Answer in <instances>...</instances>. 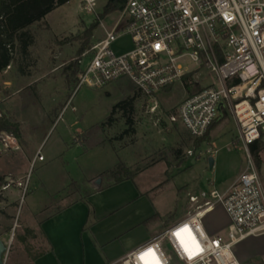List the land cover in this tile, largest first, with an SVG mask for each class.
I'll return each mask as SVG.
<instances>
[{
	"label": "rangeland",
	"instance_id": "rangeland-1",
	"mask_svg": "<svg viewBox=\"0 0 264 264\" xmlns=\"http://www.w3.org/2000/svg\"><path fill=\"white\" fill-rule=\"evenodd\" d=\"M106 3L98 2L97 14L83 12L79 0L55 8L30 26L35 42L29 59L0 73V112L19 122L22 132V139L11 134L0 138V175L13 172L15 175H5L7 182L29 177L25 194L15 186L0 189V238L9 246L5 264H32L33 255L43 249L36 233L41 220L97 188L101 190L99 205L111 206L113 216L108 223H115L118 240L135 242L182 220L190 209L188 193L209 189L210 183L225 190L248 165L246 150L238 140V125L229 111L201 143L178 119L172 121L177 118L179 104L192 95L180 82L155 97L138 95L135 132L123 134L128 126L122 111L117 110L112 124L93 138L85 137L84 132L107 121L116 103L133 94L121 91L124 81L77 89L82 68L104 36L101 20L111 28L120 16L117 10L105 14ZM97 19L99 24L87 39L84 32ZM131 47L127 36L113 49L120 53ZM206 75L205 70H199L195 79ZM211 80L208 76L203 84ZM99 143V149L95 148ZM17 151L26 156L31 151L32 158L40 151L43 159L36 158L28 166L15 157ZM260 159L264 175V159ZM119 162L140 172L134 179L116 183L103 173ZM218 222H227L221 210L208 215L204 226L211 229ZM219 234L227 235V228ZM235 252L246 263L264 262V235L246 239Z\"/></svg>",
	"mask_w": 264,
	"mask_h": 264
},
{
	"label": "built area",
	"instance_id": "built-area-1",
	"mask_svg": "<svg viewBox=\"0 0 264 264\" xmlns=\"http://www.w3.org/2000/svg\"><path fill=\"white\" fill-rule=\"evenodd\" d=\"M99 1L79 0V6L97 14ZM118 11L111 28L100 19L104 36L82 68L77 89L127 78L140 95L155 97L192 75L200 89L179 104L172 121L203 137L229 111L248 165L225 190L210 183L209 189L188 193L190 209L182 220L114 264H247L235 248L264 235V175L251 152L262 143L258 153L264 159V0H124ZM127 36L131 49L116 53L113 46ZM199 70L207 72L202 80L195 79ZM208 76L212 80L204 85ZM36 158L43 159L40 151L32 164ZM28 185L26 177L9 180L3 189L15 186L25 194ZM217 210L226 224L222 219L207 229L206 217ZM224 228L225 236L219 234Z\"/></svg>",
	"mask_w": 264,
	"mask_h": 264
},
{
	"label": "crops",
	"instance_id": "crops-1",
	"mask_svg": "<svg viewBox=\"0 0 264 264\" xmlns=\"http://www.w3.org/2000/svg\"><path fill=\"white\" fill-rule=\"evenodd\" d=\"M4 135L8 136L5 133L0 138ZM17 152L15 157H21L25 165H32L36 154L32 158L31 151L29 156ZM2 173L15 175L11 171ZM99 192L97 188L41 220L36 233L41 237L43 249L33 255L32 264H114L157 235L147 234L135 242L119 241L115 223H108L113 216L111 206L99 205ZM116 242L118 245L111 249Z\"/></svg>",
	"mask_w": 264,
	"mask_h": 264
},
{
	"label": "trees",
	"instance_id": "trees-1",
	"mask_svg": "<svg viewBox=\"0 0 264 264\" xmlns=\"http://www.w3.org/2000/svg\"><path fill=\"white\" fill-rule=\"evenodd\" d=\"M69 1L71 0H0V73L13 63L21 64L22 62L20 61L23 59H29L30 47L35 42V36L31 31L30 26L43 20L45 16L52 12L55 8L65 5ZM123 2L124 0H109L105 7V14L121 10ZM98 24L99 19H97L96 22L84 32L87 39L91 38L93 31ZM84 48L85 46L79 50V56L82 54ZM19 69L22 73H25L22 65H19ZM120 81H124L120 83L121 91L124 94H126L127 91L133 92V94L124 96L122 100L113 106L112 113L106 122L98 124L89 131L84 132L86 138H93L99 134L100 130L103 131L106 125L112 124L114 120L113 116L117 110L122 111V116L126 119V125L128 126L123 134L135 132V121L133 115L135 111V100L140 93L135 84L129 79L124 78ZM183 82L186 90L192 95L200 89V86L195 84L192 75L186 76ZM223 114L222 118L225 117L226 113L223 112ZM217 123H215L212 128H214ZM209 132L210 130L203 137H196V142H203ZM5 133L11 134L17 139H22L20 123L13 122L12 120L2 116L0 117V137ZM96 145L98 144H95L94 146ZM261 147L262 143H256L251 147V152L258 166L261 164V159L258 153ZM139 172V168L132 170L123 162H119L114 169L104 171L103 174L113 177L116 183H122L123 181L134 179ZM6 178L7 177L5 175H0V189L7 183ZM72 184L76 185V181ZM88 194H90V192ZM88 194H86V196ZM2 199L3 198L0 195V200ZM0 213H2L1 210ZM27 231L29 233H33L31 229H27ZM247 264H264V262L253 263L249 261Z\"/></svg>",
	"mask_w": 264,
	"mask_h": 264
},
{
	"label": "water",
	"instance_id": "water-1",
	"mask_svg": "<svg viewBox=\"0 0 264 264\" xmlns=\"http://www.w3.org/2000/svg\"><path fill=\"white\" fill-rule=\"evenodd\" d=\"M222 105V104H221ZM221 105L219 107L220 113L221 112ZM214 165V159L211 157L210 158V167H213ZM100 179H97V183L96 185L99 187L100 184ZM9 250V246L5 243V241L3 239L0 238V264H5V260H4V255L8 252Z\"/></svg>",
	"mask_w": 264,
	"mask_h": 264
},
{
	"label": "snow or ice",
	"instance_id": "snow-or-ice-1",
	"mask_svg": "<svg viewBox=\"0 0 264 264\" xmlns=\"http://www.w3.org/2000/svg\"><path fill=\"white\" fill-rule=\"evenodd\" d=\"M149 251V253H151L152 252V250L151 249H149L148 250ZM145 254H142V256H141V259H143V256H144Z\"/></svg>",
	"mask_w": 264,
	"mask_h": 264
},
{
	"label": "bare ground",
	"instance_id": "bare-ground-1",
	"mask_svg": "<svg viewBox=\"0 0 264 264\" xmlns=\"http://www.w3.org/2000/svg\"><path fill=\"white\" fill-rule=\"evenodd\" d=\"M187 232V231H186Z\"/></svg>",
	"mask_w": 264,
	"mask_h": 264
}]
</instances>
